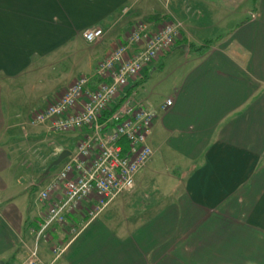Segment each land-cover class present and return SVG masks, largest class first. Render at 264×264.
<instances>
[{
    "label": "crops",
    "instance_id": "1",
    "mask_svg": "<svg viewBox=\"0 0 264 264\" xmlns=\"http://www.w3.org/2000/svg\"><path fill=\"white\" fill-rule=\"evenodd\" d=\"M164 1L0 0V264H20L30 249L40 264H264V0H180L182 36L132 91L156 112L151 161L96 217L81 212L38 234L47 204L28 193L59 171L69 156L46 172L79 136L32 124L25 95L49 103L91 75L135 23L161 24ZM230 16L232 29L203 39L205 19ZM92 26L106 31L97 44L82 35ZM178 54L171 92L150 101L146 80ZM30 151L38 178L24 175Z\"/></svg>",
    "mask_w": 264,
    "mask_h": 264
},
{
    "label": "built area",
    "instance_id": "2",
    "mask_svg": "<svg viewBox=\"0 0 264 264\" xmlns=\"http://www.w3.org/2000/svg\"><path fill=\"white\" fill-rule=\"evenodd\" d=\"M129 11L125 6L122 14ZM256 17L250 13V18ZM183 31L179 20H165L153 29L143 21L135 23L91 75L79 76L32 114V124L44 126L52 134L79 136L75 150L40 190L39 199L47 210L38 234L66 225L69 216L81 212L92 219L118 194L134 188L137 174L154 154L149 138L156 112L128 90L146 68L174 49ZM82 35L89 44H97L106 31L92 26ZM119 101L120 106L104 116ZM172 104L168 98L161 107L166 110ZM76 231L71 226L70 232ZM40 263L36 249H30L20 264Z\"/></svg>",
    "mask_w": 264,
    "mask_h": 264
},
{
    "label": "rangeland",
    "instance_id": "3",
    "mask_svg": "<svg viewBox=\"0 0 264 264\" xmlns=\"http://www.w3.org/2000/svg\"><path fill=\"white\" fill-rule=\"evenodd\" d=\"M187 2H189L188 0H185ZM184 1V2H185ZM181 2L180 0H165L164 2H162L161 5H159V16L157 15L154 19L156 21H158L159 23H162L165 20H180L182 22H184V25L186 24V20L185 18L183 19L182 17H180V11H178V9L176 8L178 6V3ZM190 3V2H189ZM193 4V3H192ZM188 8V7H187ZM190 7L186 10V13H191V9ZM236 14V13H235ZM188 20V19H187ZM233 21H235V19L233 20L230 17H225V20L220 24L215 22L214 23V19L212 17L205 19L206 24L208 25L207 27H204L202 30V37L203 39H211L212 37L215 39L218 36H220L221 34H226L230 29H232L235 24H233ZM199 22V20H195L193 21L192 19L188 20V23H192V24H197ZM187 28V26H186ZM129 32V31H128ZM204 32V33H203ZM200 33H198L197 35H195V37L193 36V33L190 32V38L191 40L196 39V40H200ZM198 36V37H197ZM178 51V50H177ZM180 51V50H179ZM180 55H176V57L174 59H170L167 62V66L164 69V71L162 70H158L155 74L151 75L150 78L148 80H146L145 83V88H147L150 92V101H162L164 100V98L171 92L172 90V83L174 80L175 75L172 74V70H173V66H174V61H178V57ZM50 100V98L48 99ZM25 101L27 102V106L26 109L23 108L24 110H27V112L30 110L31 112L34 111L36 112L37 110H39L41 107L45 106V101H43V98L41 100H39L38 102L35 101V103H32L31 100L29 99V97L27 95H25ZM31 104H33V106H31ZM31 106V107H30ZM33 107V108H32ZM33 112V113H34ZM26 128L31 129V126L29 127V125H26ZM22 127V126H21ZM31 132V131H30ZM33 133V132H32ZM58 138H63V137H58ZM35 140V138H34ZM33 138L30 137L28 142L25 144V146L23 147V150L27 151L29 147H32L33 145ZM43 144V146H42ZM40 145L41 148L45 149V147H47V143H42ZM45 151V150H44ZM36 156H38L39 158H41V154H36ZM24 161H27L28 163V167H30V170L28 171V169H25L24 175L27 177L29 176H33L38 178L42 172H36L34 170L36 164L34 162L35 160V156L33 151L29 152V155H26L25 158H23ZM55 170V169H53ZM53 170H51V172H53ZM45 184L43 183H39V185H37V187L35 189H33V191H31L30 193H28L30 195L31 198V202H36L37 199H39V192L41 190V188L44 186ZM129 193V192H128ZM73 226V225H72ZM82 226H78L76 227V232H78L80 230ZM75 232V233H76Z\"/></svg>",
    "mask_w": 264,
    "mask_h": 264
},
{
    "label": "water",
    "instance_id": "4",
    "mask_svg": "<svg viewBox=\"0 0 264 264\" xmlns=\"http://www.w3.org/2000/svg\"><path fill=\"white\" fill-rule=\"evenodd\" d=\"M184 49H187V45L182 46ZM68 156H70V151L69 150H64L63 152L60 153L58 158L49 166L47 169V173L54 167L58 166L64 159H66Z\"/></svg>",
    "mask_w": 264,
    "mask_h": 264
},
{
    "label": "trees",
    "instance_id": "5",
    "mask_svg": "<svg viewBox=\"0 0 264 264\" xmlns=\"http://www.w3.org/2000/svg\"><path fill=\"white\" fill-rule=\"evenodd\" d=\"M178 42V41H177ZM203 49V48H202ZM198 50H201V48H199ZM140 83L139 82H136L133 86H131L128 90V93H132L133 90H135V88L137 87V85ZM120 106V101L115 103L113 106H112V109L105 112L104 116H107L109 115L111 112H113L115 109H117L118 107Z\"/></svg>",
    "mask_w": 264,
    "mask_h": 264
}]
</instances>
